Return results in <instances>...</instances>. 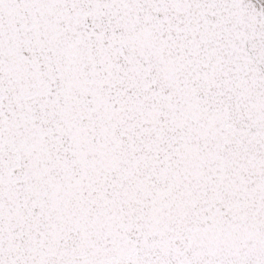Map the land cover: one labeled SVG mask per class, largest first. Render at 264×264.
Returning a JSON list of instances; mask_svg holds the SVG:
<instances>
[{"label":"snow or ice","instance_id":"1","mask_svg":"<svg viewBox=\"0 0 264 264\" xmlns=\"http://www.w3.org/2000/svg\"><path fill=\"white\" fill-rule=\"evenodd\" d=\"M0 264H264V0H0Z\"/></svg>","mask_w":264,"mask_h":264}]
</instances>
